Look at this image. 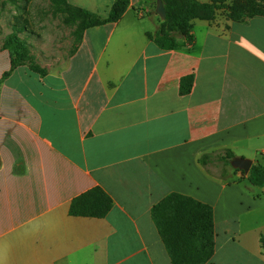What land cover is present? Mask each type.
<instances>
[{
    "label": "crops",
    "instance_id": "1",
    "mask_svg": "<svg viewBox=\"0 0 264 264\" xmlns=\"http://www.w3.org/2000/svg\"><path fill=\"white\" fill-rule=\"evenodd\" d=\"M161 21L151 0H129L43 74L11 69L0 40V264H172L152 218L172 194L212 209L204 264H264V185L198 164L222 149L264 164V17L217 11L167 51L150 37ZM93 188L108 214L69 215Z\"/></svg>",
    "mask_w": 264,
    "mask_h": 264
},
{
    "label": "trees",
    "instance_id": "2",
    "mask_svg": "<svg viewBox=\"0 0 264 264\" xmlns=\"http://www.w3.org/2000/svg\"><path fill=\"white\" fill-rule=\"evenodd\" d=\"M156 6L157 0H151ZM165 9V19L151 37L161 50H174L181 46L179 39L187 44L193 42L192 21L196 19L212 20L217 11L223 10L233 21H245L260 16L264 17V3L257 0H161ZM55 5L67 7L66 0H51ZM129 5V0H114L108 15L101 18L97 14L73 8L72 12L81 19L77 29L78 42L82 33L90 28L116 22ZM60 9V8H58ZM4 48L9 52L11 69L21 66L24 56L21 44L15 38H8ZM193 77L188 76L180 82V94L186 95L192 87ZM235 156L230 150L222 149L205 153L198 158V164L211 177L224 180L227 167ZM217 169L219 174L213 172ZM237 172L238 170H234ZM248 182L252 186L264 185V164L255 162L248 173ZM112 201L99 188H93L74 198L69 206V215L75 217L104 218L111 210ZM152 218L167 250L172 264H204L213 250V215L212 209L194 199L172 194L157 204L152 210ZM260 246L264 252V234L260 237Z\"/></svg>",
    "mask_w": 264,
    "mask_h": 264
},
{
    "label": "rangeland",
    "instance_id": "3",
    "mask_svg": "<svg viewBox=\"0 0 264 264\" xmlns=\"http://www.w3.org/2000/svg\"><path fill=\"white\" fill-rule=\"evenodd\" d=\"M111 1L66 0L67 7H59L51 0H0V40L17 39L24 52L21 66L31 71L43 74L61 69L78 43L81 19L72 9L78 7L104 18Z\"/></svg>",
    "mask_w": 264,
    "mask_h": 264
},
{
    "label": "water",
    "instance_id": "4",
    "mask_svg": "<svg viewBox=\"0 0 264 264\" xmlns=\"http://www.w3.org/2000/svg\"><path fill=\"white\" fill-rule=\"evenodd\" d=\"M155 14L161 19L164 20L166 15H165V9L163 6V3L161 0H157L156 6H155ZM252 161L247 160V159H242V158H235L231 162V167L236 170H240L244 174L248 175L250 168L252 166Z\"/></svg>",
    "mask_w": 264,
    "mask_h": 264
},
{
    "label": "built area",
    "instance_id": "5",
    "mask_svg": "<svg viewBox=\"0 0 264 264\" xmlns=\"http://www.w3.org/2000/svg\"><path fill=\"white\" fill-rule=\"evenodd\" d=\"M144 13L143 12H139V15L142 16Z\"/></svg>",
    "mask_w": 264,
    "mask_h": 264
}]
</instances>
